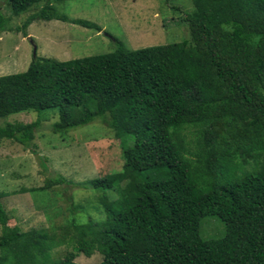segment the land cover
I'll return each mask as SVG.
<instances>
[{
	"label": "trees",
	"instance_id": "1",
	"mask_svg": "<svg viewBox=\"0 0 264 264\" xmlns=\"http://www.w3.org/2000/svg\"><path fill=\"white\" fill-rule=\"evenodd\" d=\"M54 1L7 3L16 16L44 3L23 29L54 19L100 30ZM191 2L181 42L130 50L114 39L109 53L34 55L23 72L0 76V118L55 109L61 136L100 119L122 160L120 172L89 181L100 218L60 233L11 223L0 192V264H80V254H98L92 264H264V0ZM7 23L0 12V32ZM39 121L0 125V141L29 147ZM209 216L223 236H201Z\"/></svg>",
	"mask_w": 264,
	"mask_h": 264
},
{
	"label": "rangeland",
	"instance_id": "2",
	"mask_svg": "<svg viewBox=\"0 0 264 264\" xmlns=\"http://www.w3.org/2000/svg\"><path fill=\"white\" fill-rule=\"evenodd\" d=\"M43 4L39 2L16 16L7 0H0V12L7 18L9 29L0 32V76L23 72L34 55L66 61L112 52L115 40L130 50L181 42L188 39L184 19L193 11L191 0H62L51 4L69 18L96 24L100 30L54 19H33L23 29V23ZM57 118L55 109L0 118V125L40 120L29 147L0 141V192L6 194L1 203L10 222L22 230L60 233V228L73 220L83 223L89 217L99 219L96 192L89 181L121 171V145L102 120L78 126L61 136L52 132ZM56 176L64 181L44 191H29ZM224 232L217 217L201 220L202 237L219 238ZM65 249L61 245L54 253ZM99 260L98 254L75 258L80 264Z\"/></svg>",
	"mask_w": 264,
	"mask_h": 264
}]
</instances>
